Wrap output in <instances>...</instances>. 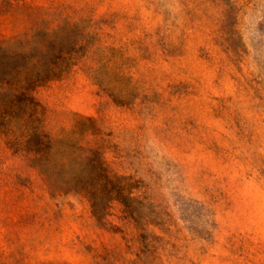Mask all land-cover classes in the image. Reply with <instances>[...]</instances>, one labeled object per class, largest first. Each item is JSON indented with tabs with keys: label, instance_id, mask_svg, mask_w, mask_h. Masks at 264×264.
I'll list each match as a JSON object with an SVG mask.
<instances>
[{
	"label": "rangeland",
	"instance_id": "1",
	"mask_svg": "<svg viewBox=\"0 0 264 264\" xmlns=\"http://www.w3.org/2000/svg\"><path fill=\"white\" fill-rule=\"evenodd\" d=\"M0 49V76L69 67L35 89L44 129L151 218L98 220L0 133V264H264V0H0Z\"/></svg>",
	"mask_w": 264,
	"mask_h": 264
},
{
	"label": "trees",
	"instance_id": "2",
	"mask_svg": "<svg viewBox=\"0 0 264 264\" xmlns=\"http://www.w3.org/2000/svg\"><path fill=\"white\" fill-rule=\"evenodd\" d=\"M1 53L11 57L15 54L2 50ZM68 69L11 66V77L5 76L9 72L0 76V133L5 135L14 152L28 158L43 174L51 189L57 187L82 194L98 220L105 218L117 201L139 224V229L144 230L140 220L148 219L143 212L147 196L145 192L138 193L139 182L130 176L112 173L99 148L91 147L86 153L79 144V149L75 150L78 143L68 141V135L53 137L43 127L41 103L35 96V89ZM93 121L91 116L80 117L75 128ZM150 219L146 221L151 222Z\"/></svg>",
	"mask_w": 264,
	"mask_h": 264
}]
</instances>
